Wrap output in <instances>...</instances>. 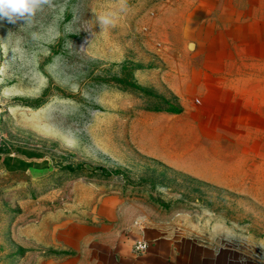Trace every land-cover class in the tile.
Wrapping results in <instances>:
<instances>
[{
    "label": "rangeland",
    "instance_id": "rangeland-1",
    "mask_svg": "<svg viewBox=\"0 0 264 264\" xmlns=\"http://www.w3.org/2000/svg\"><path fill=\"white\" fill-rule=\"evenodd\" d=\"M24 23L0 22V264H113L86 251L121 194L173 264H264V129L219 91L264 51V0H41Z\"/></svg>",
    "mask_w": 264,
    "mask_h": 264
},
{
    "label": "crops",
    "instance_id": "crops-1",
    "mask_svg": "<svg viewBox=\"0 0 264 264\" xmlns=\"http://www.w3.org/2000/svg\"><path fill=\"white\" fill-rule=\"evenodd\" d=\"M262 46L264 50V41ZM251 55L245 58V71L237 69L235 72H230L229 83L221 80L219 91L230 94L231 104L234 105L240 101L251 109L252 113L247 112L246 124L251 126L250 130L254 135L255 131L259 133L260 128L262 132L264 129V51H261L259 55L258 53ZM256 138H258L257 135ZM188 169L191 174L199 173L197 168L188 167ZM118 205V217L111 219L112 221L108 220V227L103 225L97 230L96 219H93L94 229L88 244L92 243L96 246L87 247L88 257L90 254L103 256L106 261L111 259L113 264H173L177 262L179 251L177 243L171 241V237L160 234L155 239L148 238L145 231H149L152 227L142 224L140 217L136 215L135 208L129 207L133 205L132 201L125 199L121 194ZM159 229L158 227L157 230ZM163 241L169 242L168 248L164 251L160 247ZM137 242L148 243L147 251L141 256L133 252V246ZM98 245L101 250L97 251ZM93 261V264L102 263L97 262V257H94Z\"/></svg>",
    "mask_w": 264,
    "mask_h": 264
},
{
    "label": "clouds",
    "instance_id": "clouds-1",
    "mask_svg": "<svg viewBox=\"0 0 264 264\" xmlns=\"http://www.w3.org/2000/svg\"><path fill=\"white\" fill-rule=\"evenodd\" d=\"M41 6V0H0V22L7 21L10 24H15L18 21H25L24 25L31 24L36 12ZM96 23L99 24L105 31L114 23V18L111 13H99L96 17ZM68 32H72L71 26H66ZM68 47H72V42L69 41Z\"/></svg>",
    "mask_w": 264,
    "mask_h": 264
},
{
    "label": "built area",
    "instance_id": "built-area-1",
    "mask_svg": "<svg viewBox=\"0 0 264 264\" xmlns=\"http://www.w3.org/2000/svg\"><path fill=\"white\" fill-rule=\"evenodd\" d=\"M148 249V245L146 243L137 242L133 247V252L136 255L144 254Z\"/></svg>",
    "mask_w": 264,
    "mask_h": 264
},
{
    "label": "trees",
    "instance_id": "trees-1",
    "mask_svg": "<svg viewBox=\"0 0 264 264\" xmlns=\"http://www.w3.org/2000/svg\"><path fill=\"white\" fill-rule=\"evenodd\" d=\"M170 112H171L172 114H178V113H180L179 110H171ZM68 170L73 171L72 168H68ZM102 171H103L104 174H107V175L118 174V172L108 173V172H107L106 170H104V169H103Z\"/></svg>",
    "mask_w": 264,
    "mask_h": 264
}]
</instances>
